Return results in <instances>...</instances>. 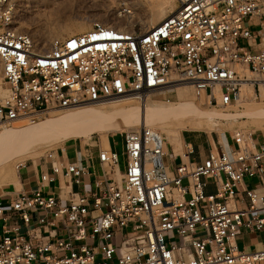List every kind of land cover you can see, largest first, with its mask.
<instances>
[{"label":"built area","instance_id":"1","mask_svg":"<svg viewBox=\"0 0 264 264\" xmlns=\"http://www.w3.org/2000/svg\"><path fill=\"white\" fill-rule=\"evenodd\" d=\"M175 2L151 28L95 22L42 49L25 30L34 1L0 0V131L20 116L35 121L54 108L141 99L186 81L202 86L196 102L214 110L264 100V0ZM168 144L147 125L124 132L121 150L100 147L107 169L91 190L45 192L60 175L82 187L86 166L42 174L32 194L10 203L0 264H264V248L248 252L236 242L245 230H264V194L248 188L247 200L235 203L246 177L264 184V142L234 140L235 148L221 145L205 160L173 163ZM208 177L222 179L218 194L206 193ZM36 214L45 231L62 224L66 237L53 241L50 229L26 236Z\"/></svg>","mask_w":264,"mask_h":264},{"label":"bare ground","instance_id":"2","mask_svg":"<svg viewBox=\"0 0 264 264\" xmlns=\"http://www.w3.org/2000/svg\"><path fill=\"white\" fill-rule=\"evenodd\" d=\"M34 4L32 8H35L34 21L32 26H27L25 30L30 33L39 47L42 49H47L50 47L51 42L55 38H62L63 36H72L74 34H78L86 29L88 22H95L96 17L94 14H90L89 11L83 12L79 8L75 9V11L70 14V17L67 20H50V17L46 15V8L51 3L59 2L60 0H33ZM118 1V0H117ZM122 4L116 2L119 6V11L123 6H126V13H132V8L134 7H142L144 4L142 0H135L132 7L127 6L124 1L120 0ZM131 1V0H130ZM147 4L150 6L146 9L143 7V11L145 13L140 18L141 24L143 25V29L151 28L161 21H163L166 17L173 14L177 8V4L175 0H146ZM112 3H115L112 1ZM143 3V4H142ZM115 5V4H114ZM144 6V5H143ZM147 6V5H146ZM145 6V7H146ZM114 7V6H112ZM138 9V8H135ZM124 9H122L123 11ZM140 10H142L140 8ZM117 11V10H116ZM111 12L104 11L99 16L103 17V19L119 21L117 26L120 28L126 29L127 27L123 24L128 23V19L123 15V12ZM141 13V12H140ZM139 13V14H140ZM132 16V15H130ZM40 17H43L42 19ZM68 17V16H67ZM129 17V16H127ZM98 19V17H97ZM101 19V18H100ZM59 20V19H58ZM30 22V21H29ZM130 22V21H129ZM115 24V25H116ZM129 24V23H128ZM130 25V24H129ZM132 27V26H131ZM201 88V85H194L190 82H182L179 85L169 88L166 91H173L178 97V101H157L154 100L152 95L147 94L141 98V114L145 116V123L142 122L141 126L148 125L149 121H154L158 126L163 130L162 135H165L166 127L162 120L161 115H166L170 111V114H175V127L173 128L174 135L173 138H176L178 142H180V130L187 126L191 127H204V128H217L220 125V118H223L225 114L221 115V113L206 115V119L197 120L194 118L196 106L194 105V99L197 97L195 92L196 88ZM165 91V92H166ZM170 95V94H169ZM136 97H126L120 99H112L114 100L113 105L108 108L110 111H117L118 109L124 110V118H129L134 115V113L138 110V104L135 101H132ZM135 100V99H134ZM200 100V99H199ZM196 103V102H195ZM97 105L90 106L91 111H85L87 105L72 108L67 111L62 110L59 114L54 115L47 121H42L41 117L35 121H32L29 125H15L12 129H7L5 131L6 134H2L0 136V162L3 165L6 161L10 162L14 160V158H27L36 156L41 153V149H44L48 146V141L50 135L58 129H67L64 126L66 123L75 125L78 127V131H86V130H98L104 129L109 132H115L120 126V118L113 114H103L101 112V106L107 105L108 103H95ZM91 105V104H90ZM252 113V112H251ZM249 113V114H251ZM258 113V114H256ZM255 113L256 125L258 128L264 126V110L257 111ZM220 114V115H218ZM247 116V115H246ZM143 121V120H142ZM14 122V121H13ZM16 122V121H15ZM54 124V125H53ZM53 125L51 128L50 126ZM137 123L130 126V130L137 129ZM62 126V127H61ZM71 126H69L71 128ZM7 127V126H5ZM4 127V128H5ZM4 131V133H5ZM168 137V136H167ZM169 138V137H168ZM121 140V139H120ZM118 148L121 150V141L118 144ZM8 165V164H7ZM18 165V164H17ZM16 167V166H15ZM6 177L3 182H0V194L4 191L8 190L12 185L19 183L18 182V172L14 171V169L9 165L5 168ZM17 169V168H16ZM4 173V172H2ZM2 175V174H1ZM19 185V184H17ZM16 186V185H15ZM20 187V186H19Z\"/></svg>","mask_w":264,"mask_h":264},{"label":"rangeland","instance_id":"3","mask_svg":"<svg viewBox=\"0 0 264 264\" xmlns=\"http://www.w3.org/2000/svg\"><path fill=\"white\" fill-rule=\"evenodd\" d=\"M115 2V3H112ZM119 2V4H122L120 0H60L59 2H55V3H51L48 8H46V18L50 17V20H57L60 22V20L64 21L67 20L70 17V14H72L75 9H82L81 11L85 12L89 11L90 14H94L96 17L95 22H99V23H103L106 25H115L117 22L119 23V21H115V24L113 23L114 21L112 20H108V19H103V17H100L99 15L101 13H103L104 11H109L111 12H116L119 13L121 12V10L119 11V5L116 3ZM126 3L127 6H133L132 4L135 3V0H126L124 1ZM142 7L144 9L148 8L150 6V4H147L148 2L146 0H142ZM147 2V3H146ZM115 4V5H114ZM147 5V6H146ZM114 6V7H112ZM146 6V7H145ZM140 7L142 10H140L139 7H134V9L132 8L133 12L135 13L134 15V19L132 20V17H127V15L124 16L128 19V23L123 24L126 27H135L140 29V27H143V25L141 24L140 18L143 16V14L145 13V11H143L144 9ZM138 8V9H135ZM35 8H31L30 14H29V19L26 23L27 26H29L30 23H33L35 17L33 13L35 10H33ZM74 10V11H73ZM73 11V12H72ZM141 12V13H140ZM140 13V14H139ZM68 16V17H67ZM34 18V19H33ZM41 19L43 17H40ZM101 18V19H100ZM59 19V20H58ZM33 20V21H32ZM30 21V22H29ZM130 21V22H129ZM95 22H88V25L86 27V29H90L91 26L93 25V23ZM117 23V24H118ZM116 24V25H117ZM119 25H121L119 23ZM118 25V26H119ZM30 26H32V24H30ZM67 36V35H65ZM63 36V37H65ZM55 39V38H54ZM170 94V95H169ZM154 100L157 101H178V97L175 93V90L173 91H166V92H162V93H154L151 94ZM135 99V100H134ZM132 101H135L138 104V110L134 113L133 116L129 117V118H124V110H120L118 109L117 111H110L108 108H110V106L113 105V101L114 100H107V101H103L100 103H108L107 105L101 106V112L103 114H113L115 116H117L118 118H120V126L118 127V129L115 132H109L107 130L104 129H98V130H86V131H82L79 130L78 131V127H76L75 125H70L68 123H66V125L64 126L67 129H58L55 130L49 138L48 141V146L45 147L44 149H41V153L36 155V156H32V157H27V158H14V160H11L10 162H5L3 165L0 162V182L6 180V167H8L9 165H11V167L14 169V171L18 172L20 166L22 164H25L27 162L30 161H36V160H41V159H45L48 156L56 153L58 150L62 149V148H68V147H75L76 145L80 144V143H86V144H95V143H99L101 145H105V146H111L112 147H117L118 148V138H121L122 140V134L128 130H130V126H132L133 124L137 123V129L142 125L141 123L144 122L145 123V116H142L141 114V99L139 98H134ZM196 102V98L194 99V105L196 106V110H195V116L194 118H197V120H201L203 122V120L206 119V115H213V114H217V113H221V115H223V113L225 114V116L223 118H220L221 124L220 126L213 130V129H194V130H182L181 131V137L182 134H210L212 136L214 135H218L221 134V136L223 135V133H225L226 135H228V138L230 139V142L234 141V140H238L240 141V143L242 145H244L245 142H251L252 143V138L251 135L252 134H256V135H264V128H260L258 129L256 127V118L255 117V113L260 110H264V100H247V101H243L233 107H230L226 110H214L212 108H207V107H203L201 105L202 102L199 103H195ZM93 105H97V104H91V105H87V107L83 110L85 111H91L90 106L93 107ZM63 109L60 108H54L50 111H48L47 113L43 114V116L41 117L42 121H47L48 119H50L51 117H53L56 114H59L60 112H62ZM70 110V109H68ZM64 111H67L66 109H64ZM169 113L166 115H161L162 120L164 122V125L166 127L165 130V135H163V137L168 141V143H180L176 140V138H173L172 136L174 135L173 132V128L175 127V120H176V115L171 113L170 111H168ZM252 112V113H251ZM251 113V114H249ZM258 114V113H256ZM220 115V114H218ZM247 115V116H246ZM143 120V121H142ZM14 121V122H13ZM16 121V122H15ZM32 121L20 116L17 118H14L13 120H11L5 127L3 130L0 131V136L3 134H6L7 129H12L13 126L15 125H29ZM147 126H150L152 128H155L156 130H158L161 134L163 133V130L161 129L160 126H158L156 124V122L154 121H149ZM54 125V124H53ZM51 125L50 128L53 126ZM71 126V128L69 127ZM62 127V126H61ZM5 131V133H4ZM169 138H168V137ZM169 143V144H170ZM224 143V142H223ZM167 147H169V145H167ZM170 148V147H169ZM119 149V148H118ZM8 164V165H7ZM18 164V165H17ZM16 166V167H15ZM17 168V169H16ZM4 172V173H2ZM2 174V175H1ZM171 240L174 243L179 244L180 240L178 238L172 237ZM239 243H240V248H243V242L241 241V239L239 238Z\"/></svg>","mask_w":264,"mask_h":264},{"label":"crops","instance_id":"4","mask_svg":"<svg viewBox=\"0 0 264 264\" xmlns=\"http://www.w3.org/2000/svg\"><path fill=\"white\" fill-rule=\"evenodd\" d=\"M221 124V121H220ZM257 124V123H256ZM220 126V125H219ZM257 127V125H256ZM204 127H191L187 126L180 130V143L168 144V159L171 163L176 161H199L209 158L211 154L221 152V145L229 144L230 148H235L234 141L230 142L228 135L223 133L218 135L210 134H182V130H194L203 129ZM218 128V127H217ZM217 128H206V129H217ZM258 128V127H257ZM261 128H264L261 127ZM260 129V128H258ZM252 145L258 146L260 143L264 142V135L252 134ZM121 138H118V143H120ZM224 142V143H223ZM104 145L101 144H86L80 143L75 147L62 148L56 153L48 156L45 159L30 161L22 164L18 170V182L8 190L0 194V209L2 213L0 214V242L3 236V225L4 218L10 213V203L12 199L21 193L32 194L33 191L40 186L42 183L41 175L44 173L52 174V168L55 165L63 164L64 166L68 164H79L86 166L88 168V174L84 176V185L81 187L77 185L72 178H67L61 176L56 178L54 183H51L45 192L47 194H55L65 196L67 191H81L82 189L91 190L94 186V181L101 176L104 172L106 166H102L99 160V149ZM112 148V145L110 146ZM119 175L123 176L125 171V164L122 163L116 169ZM206 187L205 191L208 195H216L222 188L223 181H219L214 177H208L205 179ZM19 184V185H17ZM16 185V186H15ZM20 186V187H19ZM248 188H258L259 192L264 194V184L257 177H246L240 184L238 193L235 198V203L237 206H241V203L247 200L245 190ZM53 236L51 240L56 241L59 238L66 237V231L63 229L62 224H58L56 227L49 228ZM48 229V230H49ZM48 230L45 231L38 223V214L34 216L31 223L24 226L23 232L26 236L31 237H41L47 236ZM239 238L243 242V248H240ZM237 245L240 249L254 252L264 248V230L261 231H248L245 230L239 234L236 238Z\"/></svg>","mask_w":264,"mask_h":264}]
</instances>
